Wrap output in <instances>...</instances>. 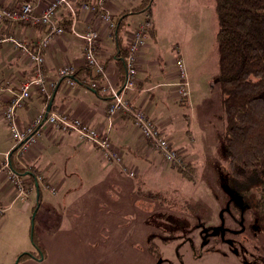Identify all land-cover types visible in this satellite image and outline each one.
Listing matches in <instances>:
<instances>
[{
  "label": "crops",
  "instance_id": "1",
  "mask_svg": "<svg viewBox=\"0 0 264 264\" xmlns=\"http://www.w3.org/2000/svg\"><path fill=\"white\" fill-rule=\"evenodd\" d=\"M19 1L21 0H0L8 6ZM32 1L38 8L45 3L44 0ZM140 1L110 0L106 3V11L112 17L121 12L125 13L124 17H121L123 20L119 29L108 28L89 11L79 10L76 13L75 24L78 32H82L87 26H93L98 31L97 49L98 57L104 65L103 81L118 88L123 82V73L114 55L120 50L126 51L131 30L144 23L148 16L146 12L139 13L140 19L137 16L133 28L131 27L129 19H132L133 16H130L133 14L128 15L127 12ZM170 3V0H154L152 4L149 22L146 24L145 44L140 51L137 65L136 85L126 92L125 98L134 107L143 109L157 129L169 138L174 146L184 151L186 157L182 135L178 134L176 128L185 125V132L193 142V113L198 116L194 112L195 109L192 114H187L178 110L176 105L185 104L192 109L198 102H204L203 99L206 101L204 103H207L211 89L205 84L208 79L205 81L203 73L204 80L198 77L193 79L190 95L185 100L180 101L175 93L176 61L180 59L183 62V58H188L190 45L193 54L199 52L201 37L197 28L201 26L199 21L195 31L191 32L193 34L182 36V16H178V19L171 16ZM161 6L163 11L160 10ZM189 9L187 6V12ZM65 15L66 11L59 9L55 20L59 22ZM184 18L187 19L186 16ZM1 35H12L25 42H32L43 37L44 27L1 21ZM82 44L81 38L69 30L53 39L43 52L49 81L56 83L59 78L57 70L62 66L76 68L84 64ZM31 72L32 64L26 54L20 52L11 42L0 44V80L9 81L6 89L0 90V164L8 162V167L0 175V236L7 235V239L13 244L20 238H26L27 229L21 220H26L33 213L38 191L36 183H29L30 175H18L15 170L31 167L38 171L37 179L41 187L40 204L35 209L33 221L42 229V242L49 255L45 261L28 259L17 264H54L62 259L63 252L66 254L72 250L83 249L93 256V260L87 262L84 259L72 264H141L144 260L145 263L152 262L154 259L150 255H141L145 252L133 247L144 244L142 232L148 234L152 231L150 225H143L141 221L150 213L145 212L141 217V210L135 204L139 199V196L135 195L136 185L139 180L143 181L142 178L151 169L174 177L175 167L164 161L157 151L151 150L138 126L129 116L120 113L108 115L105 111L107 99L81 84L68 85L65 81L58 83L51 90L50 99L38 90L31 93L23 107L16 110L15 118L20 128L28 126L38 114L45 113L50 103L49 112L67 113L106 133L114 149L121 155L122 161H107L100 156L99 150L93 144L80 140L75 131H62L47 124L38 129L36 141L21 155L2 121V113L12 92ZM141 162L144 163L142 169ZM187 162L193 163V160L186 159ZM131 169L135 171L133 176L128 174ZM14 175L21 182L20 186ZM44 184L54 189L52 198L44 199L43 189L51 193ZM62 208L63 214L57 215L55 210ZM162 210L161 208L156 213L165 212ZM126 216H132L135 220L128 224ZM72 233H78L84 239L87 237L86 243L83 241L79 249L70 241L58 239ZM109 240L114 242L111 249H116L115 255L102 253L103 249L110 245ZM20 244L11 249L3 260L0 254V264H10L20 250H30L27 245L25 247ZM125 251L139 252L137 262H122L119 257Z\"/></svg>",
  "mask_w": 264,
  "mask_h": 264
},
{
  "label": "rangeland",
  "instance_id": "2",
  "mask_svg": "<svg viewBox=\"0 0 264 264\" xmlns=\"http://www.w3.org/2000/svg\"><path fill=\"white\" fill-rule=\"evenodd\" d=\"M170 2L169 12L171 16L175 19L182 16V19L179 18L182 36L187 33L193 34L191 32L195 31L199 21L201 26L199 29L197 28L201 37L199 52L193 54L190 45L188 46V58H183L185 76L188 82V95H190L193 86V79L196 77L201 80L205 78V81L208 79L207 82H204L207 87H210L211 92L207 98V103H204L206 101L203 99L204 102L201 104L198 102V105H192V109L185 104L176 105L178 110L187 114H192L195 109L194 112L198 116L196 117L193 113L195 135V139H192L193 142L190 141L185 132V125L176 128L178 134L182 135V143L186 147V157L184 156L185 152L179 148L183 154L184 163H186V159L187 161L193 160L195 163L196 182L183 179L176 168L174 177L166 176L165 173L151 169L142 178L143 181L139 180L138 185H136L135 195L139 196V199L135 201V204L141 210V217L145 212L150 213L141 219L142 224L150 225L153 229L152 224L147 221L162 208V211L165 212H162L164 215L160 216L158 222L163 225L175 218L174 223L171 224L173 231L153 229L152 232L154 233L151 234L154 237L149 239L147 243L148 234L142 232L141 238L144 244L133 247L145 252L141 255H150L147 251V244H150L154 257L161 256L165 259L161 263L157 262L158 264H264V184L256 180L242 185L237 184L230 175L228 162L223 153L224 118L220 106L218 84L215 82L218 71L214 41L217 23L213 13V0H170ZM187 6L188 9L190 8L188 12ZM160 10L163 11L164 8L161 6ZM155 13L157 14V8ZM139 15L138 13L130 16H133L132 19H129L132 28L136 17ZM185 16L188 20L184 18ZM169 141L171 142L170 139ZM172 145L175 144L172 143ZM151 150L156 151L153 148ZM143 164L141 162L140 169H142ZM42 193L44 199L53 196L46 189H43ZM150 194L158 195L149 196ZM159 207L161 208L159 209ZM156 209L159 210L153 212ZM55 212L57 215H62L64 208L57 209ZM125 220L129 224L135 218L126 216ZM21 221L25 223L27 229L25 240L20 238L17 243L13 244L7 239V235L0 236L2 260L19 243L25 247L27 245L30 250H20L17 254L28 251L37 252L31 237L34 227V237L44 250L45 257L40 259L27 257L23 260L45 261L49 255L42 242V229L39 228L38 224L36 225V221L32 220V214L26 220ZM58 239L70 241L76 249H79L83 245V241L86 243L87 237L84 239L78 233H72ZM109 242L110 245L106 248L107 250L103 249L102 253L115 255L116 249H111L114 242L110 240ZM232 246L240 250L239 256L235 255L231 249ZM210 247L219 248L224 254L207 252ZM245 248L247 249L246 252L243 250ZM247 253L249 254L247 262H242L240 257ZM61 255H63L62 259L54 264H72L84 259L87 262L93 260V256L84 249L82 251L72 250L66 254L63 252ZM139 257V252L125 251V253H121L119 258L122 262L135 261L136 263ZM16 259L15 257L14 260H11L10 264H15ZM144 261H142L143 264H153L154 262V260L150 263Z\"/></svg>",
  "mask_w": 264,
  "mask_h": 264
},
{
  "label": "built area",
  "instance_id": "3",
  "mask_svg": "<svg viewBox=\"0 0 264 264\" xmlns=\"http://www.w3.org/2000/svg\"><path fill=\"white\" fill-rule=\"evenodd\" d=\"M45 3L40 8L32 0H21L15 5L8 6L0 2V22L9 20L13 23L28 22L33 26H44V35L40 40L25 42L12 35H1L0 44L8 41L15 48L27 55L32 64V72L29 76L24 77L16 90L12 92L8 98L6 105L3 108L2 121L7 126L10 136L13 141L18 143V152L24 154L31 145L36 141L38 129L47 124L62 131L72 130L78 134L82 141H88L93 144L98 150L102 158L113 163L122 161L121 155L114 149L112 141L108 135L101 130L91 127L86 122L79 118L72 117L63 112H49L45 115L40 113L36 118L25 128H20L15 114L16 110L23 107L28 101L31 93L38 90L48 97L54 86V82L47 79L46 66L43 52L53 41V39L63 34L66 30L62 25L55 20V15L59 9L66 11V14L71 15V23L69 32L80 37L82 40L84 63L92 66L94 72L101 73L104 80V65L98 57L97 43L99 33L93 26H87L82 32L76 29V4L79 5V10L89 11L99 21L105 24L108 28L113 29L115 26L112 16L106 11V3L110 0H44ZM147 26L141 23L135 26L128 37L126 55H125V74L121 86L115 87L108 83L90 80L89 85L92 88L99 89L103 95H108L105 111L108 115L120 113L129 115L133 118L134 123L139 127L141 135L149 142V147L156 150L170 164L176 167L183 168L185 166L184 158L181 150L172 145L169 139L161 134L154 122L147 116L146 112L134 107L126 98L127 91L132 90L136 85L137 65L139 63V55L142 47L145 44ZM74 67L62 66L58 68L57 74L67 75ZM177 82L175 93L179 100H185L188 96V82L185 76L184 64L178 59L176 61ZM65 82L68 85L77 84L71 78H67ZM9 81L3 82L0 80V90L6 89ZM6 162L0 164L1 172L7 168ZM130 176L135 174L133 169L128 171ZM14 179L19 186L16 175ZM51 193L54 189L49 185L44 184ZM0 214L2 208L0 207Z\"/></svg>",
  "mask_w": 264,
  "mask_h": 264
},
{
  "label": "trees",
  "instance_id": "4",
  "mask_svg": "<svg viewBox=\"0 0 264 264\" xmlns=\"http://www.w3.org/2000/svg\"><path fill=\"white\" fill-rule=\"evenodd\" d=\"M153 3L154 0H141L127 14L146 12L148 16L144 19V23L148 24ZM79 5V3L76 4V12L79 11ZM213 11L217 23L214 41L218 71L215 82L218 84L224 118L223 153L228 162L230 175L237 184H246L252 180L264 184V0H213ZM124 15L125 13L121 12L112 17L115 23L114 28L119 29L123 20L121 17ZM4 21L13 23L9 20ZM70 23V14H66L59 21L66 31L69 30ZM125 55L126 51L121 50L114 55L123 77ZM67 78L89 88L103 99L109 98L108 95L101 94L99 89L89 85L90 80L103 82V78L101 73L94 72L92 66L88 64L84 63L72 68L69 74L59 76L52 90ZM50 97L51 94L46 98L50 99ZM129 117L133 120L131 116ZM144 139L149 145L148 140ZM15 144L18 150V143L15 142ZM5 162L8 165V162ZM174 167L183 179L196 182L195 163L187 162L183 168ZM15 171L18 175L23 173L30 175L29 183H36L38 197L33 206V212H35L41 198V187L37 179L39 173L31 167ZM31 233L32 243L37 252L28 251L17 254L16 263L27 257L38 259L45 257L44 250L34 237V228ZM152 235H148L146 243L154 237ZM149 246L150 244H147V251L154 256ZM207 252H221V250L210 247ZM155 258L160 259L161 256Z\"/></svg>",
  "mask_w": 264,
  "mask_h": 264
},
{
  "label": "flooded vegetation",
  "instance_id": "5",
  "mask_svg": "<svg viewBox=\"0 0 264 264\" xmlns=\"http://www.w3.org/2000/svg\"><path fill=\"white\" fill-rule=\"evenodd\" d=\"M157 214V215H156ZM154 215V216H153ZM152 216L154 217H152L151 219H149L148 220V223L149 224H152V226H153V229H155L156 230V228H159L160 230L162 229V231L164 230V231H166V230H168V231H173V228H172V225L171 224H173L174 222H173V220L175 219V218H173L172 219V221H170V222H172V223H167L166 222V224H168V225H166V224H163L164 225V227H162L163 225H161L159 222H158V220H159V218H160V216H163L164 214H162V213H154ZM156 217V218H155ZM157 220V221H156ZM164 220V219H163ZM160 222H161V220H160ZM177 223V222H176ZM153 229H152V231H153ZM149 232L148 233V235L149 234H151V233H154V232ZM166 234H168V233H166ZM158 235V234H157ZM230 245V244H229ZM201 248H203L204 249V247H202L201 246ZM232 250H233V252L235 253V255H238L239 256V254L241 253L240 252V250H238L236 247H234V246H232V248H231ZM244 250V252H246L247 251V249L245 248V249H243ZM218 253H221L222 255L224 254V252H218ZM251 254H253V253H251ZM151 256V258L152 259H154V262H153V264H158L157 262H162V259H164V258H160V259H158V258H155L154 256H152V255H150ZM249 256V254L247 253V254H245V255H242V257H240L241 259H242V262L244 261L245 263L247 262V257ZM165 260V259H164Z\"/></svg>",
  "mask_w": 264,
  "mask_h": 264
},
{
  "label": "water",
  "instance_id": "6",
  "mask_svg": "<svg viewBox=\"0 0 264 264\" xmlns=\"http://www.w3.org/2000/svg\"><path fill=\"white\" fill-rule=\"evenodd\" d=\"M49 109H50V103H49V105L47 106V108L45 110V115L48 113ZM34 214H35V212L32 213V220L34 218Z\"/></svg>",
  "mask_w": 264,
  "mask_h": 264
}]
</instances>
